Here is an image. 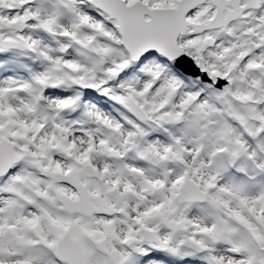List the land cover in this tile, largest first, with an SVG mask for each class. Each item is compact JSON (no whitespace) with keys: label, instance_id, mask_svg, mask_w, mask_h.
Masks as SVG:
<instances>
[{"label":"snow or ice","instance_id":"6c2138e0","mask_svg":"<svg viewBox=\"0 0 264 264\" xmlns=\"http://www.w3.org/2000/svg\"><path fill=\"white\" fill-rule=\"evenodd\" d=\"M0 264H264V0H0Z\"/></svg>","mask_w":264,"mask_h":264}]
</instances>
